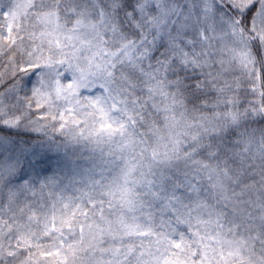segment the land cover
I'll return each instance as SVG.
<instances>
[{"label":"snow or ice","instance_id":"1","mask_svg":"<svg viewBox=\"0 0 264 264\" xmlns=\"http://www.w3.org/2000/svg\"><path fill=\"white\" fill-rule=\"evenodd\" d=\"M0 264H264V0H0Z\"/></svg>","mask_w":264,"mask_h":264}]
</instances>
